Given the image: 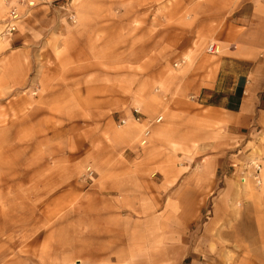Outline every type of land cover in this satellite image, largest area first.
Wrapping results in <instances>:
<instances>
[{
  "label": "crops",
  "instance_id": "obj_1",
  "mask_svg": "<svg viewBox=\"0 0 264 264\" xmlns=\"http://www.w3.org/2000/svg\"><path fill=\"white\" fill-rule=\"evenodd\" d=\"M6 1L0 0V246L16 247L19 261L27 259L21 248L32 244L52 262L216 263L218 256L202 247L189 250L187 215L201 213L209 199L214 213L234 198L264 199V0H188L194 12L179 16L155 14L169 0H73V24L51 13L52 0H40L29 12L20 8L25 14L10 36ZM213 42L221 51L207 54ZM183 59L170 73L169 65ZM139 67L150 87L142 116H162L146 146L139 143L144 123L121 117L129 121L118 128L114 121L122 111V71L137 76ZM126 97L139 98L137 90ZM157 102L165 107L160 114ZM176 102L192 112L171 110ZM172 117L198 119L199 136L208 133L210 145L220 140V154L158 156V136L168 140ZM177 146L186 150V139ZM251 159L262 165L259 188L240 180ZM89 164L96 176L83 185L78 175ZM123 211L142 217L124 232ZM175 213L181 233L171 240ZM39 214L57 215L43 240L33 233ZM74 214H81L76 228L85 237L76 245L68 232Z\"/></svg>",
  "mask_w": 264,
  "mask_h": 264
},
{
  "label": "rangeland",
  "instance_id": "obj_2",
  "mask_svg": "<svg viewBox=\"0 0 264 264\" xmlns=\"http://www.w3.org/2000/svg\"><path fill=\"white\" fill-rule=\"evenodd\" d=\"M73 0H52L48 3L50 7L51 13L59 14L65 16L68 23L73 24L77 22L76 13L72 11L71 3ZM169 6H157L155 14L165 15L167 14V10L174 11L172 14L175 16L187 15L189 13L194 12V6L188 3L186 0V5H177L178 0H169ZM235 1V0H232ZM175 3V4H173ZM235 6V4H234ZM184 11V13H183ZM3 13V11H2ZM183 13V14H182ZM74 16V20L70 18V16ZM2 14L0 15V20ZM1 24V22H0ZM124 29L127 26V21L123 24ZM0 25V30H1ZM124 33V32H123ZM129 33V30H128ZM0 39V54L2 53V46H1ZM210 44V43H209ZM208 46V45H207ZM206 46V48H207ZM205 48V50H206ZM207 53V52H206ZM209 54V53H207ZM0 55V61L1 59ZM175 63H171L169 65L170 73L176 72L181 66H174ZM156 73V71H155ZM146 70L144 68H138L137 76L135 72H130V70H123L122 71V92H123V101H122V111L121 115L115 118V126L120 128L119 121L121 117H128L129 120L132 121V109L133 107H140L141 111H143V104L147 101L145 93H149L148 85H146ZM151 74V72H150ZM138 93L137 102H134V97H126L131 95V91H136ZM155 90V88L153 89ZM155 93L156 91H150ZM135 93V92H134ZM128 94V95H127ZM131 98V99H130ZM189 101L193 100V97H187ZM130 99V101H129ZM3 103V102H2ZM0 103V111H1V104ZM159 106L158 114L162 112L163 109L160 107L161 103L157 102ZM186 103H188L186 101ZM136 105V106H133ZM171 110H183V111H191V107L187 106V104H180L179 102L171 104ZM149 115V114H148ZM146 115L144 118V124L146 125L149 123L148 121H152L155 117L153 115ZM127 120V123L128 121ZM168 123L170 126V135H168V140H163L159 135L158 141L155 147L157 150L155 153H158V156L163 155L164 157L171 156L173 158L176 154L180 153V151H184V155L189 157L198 158H208V156H215L216 154H220L221 149L224 147L219 142H215L214 139H211L213 144L210 145L209 135L202 134L200 131H196L198 128V119L193 118H182V117H172L168 118ZM166 121V122H167ZM135 123V122H134ZM138 124V123H137ZM157 124V123H154ZM152 124V126L154 125ZM208 132V131H207ZM152 134V133H151ZM151 137V136H150ZM186 137V138H185ZM165 138V135H164ZM181 139H186V150L183 149L181 146L178 147V142ZM197 140H202L200 143ZM196 142V143H195ZM140 143V142H139ZM147 145V144H146ZM144 145V146H146ZM141 146V145H140ZM192 153V155H189ZM182 155V154H181ZM189 155V156H188ZM196 155V156H195ZM186 169H191V167ZM96 176V172L91 164L85 166L78 175V181L83 183V185L90 184ZM30 182L25 183L26 185ZM44 184V183H43ZM257 187V186H256ZM259 188V187H258ZM230 199V198H229ZM228 199V200H229ZM226 204H222L219 206L217 213L213 212L212 208V201L209 199L205 202V206L202 208L201 213L187 215V218L191 216L193 220L188 222L189 229L186 230L185 240L188 241L191 245L189 246V250L193 251L194 254L198 251H194L193 248L196 246L202 247L203 251L208 255H216L218 256V260L216 263L213 264H264V199L259 198H250L249 200H241L239 198H234L229 200ZM229 205H231L229 207ZM57 215L52 214H39L37 215L38 223L40 222V229L35 230V234L42 236L40 237L41 240L45 239V235L50 232V227L52 224H56L53 218ZM77 219H72V224L74 230H68L69 234L73 233L72 243L76 245L77 243H81L85 240L82 232L80 229H77L78 225V218L81 217V214H74L71 215ZM83 216V215H82ZM122 229L123 232L125 228H128L132 225L134 226L133 222H136V219L139 220L141 215L131 214L128 211L122 212ZM47 218V219H45ZM156 218V217H155ZM179 215L177 213L171 214L168 224H169V232L171 233V240H177L178 233L180 234L181 231L178 230L180 226L178 225ZM50 219L53 220L50 223ZM59 221V220H58ZM79 221V220H78ZM80 222V221H79ZM165 222V220H164ZM218 222V225H217ZM227 223V224H226ZM187 225V226H188ZM38 232V233H37ZM65 232V231H64ZM125 236L124 233H122ZM181 237V235H179ZM176 238V239H174ZM211 240V244L209 241ZM5 249V250H4ZM0 246V251H5L6 254L4 256H0V264H82L80 262H52L45 260L43 255H40L41 246L39 245H27L26 247H22L20 253H24L21 257H26L25 261L16 260L15 258L18 257L17 249L14 246H5V248ZM190 252V251H188ZM34 253H38L36 256ZM36 258V259H35ZM42 258V259H41ZM6 259V260H4ZM190 262V259L187 261ZM93 264V263H89Z\"/></svg>",
  "mask_w": 264,
  "mask_h": 264
},
{
  "label": "built area",
  "instance_id": "obj_3",
  "mask_svg": "<svg viewBox=\"0 0 264 264\" xmlns=\"http://www.w3.org/2000/svg\"><path fill=\"white\" fill-rule=\"evenodd\" d=\"M40 0H10L6 1V12L4 17V34L7 36L12 35L14 32H16L19 21L23 18L25 13H22L20 8H24L26 11L29 12L30 9L35 7ZM70 18H74V16H70ZM74 20V19H73ZM207 53L209 54H218L221 51V48L216 43H210L208 44L206 48ZM185 63V60H181L178 63H175L174 66H181ZM132 121L136 123H143L144 118L142 116V112L140 107H133L132 109ZM162 121V116L159 115L152 121H148L143 130L140 134V145L144 146L149 142L150 136H151V126L154 123H160ZM127 124V119H121L119 121V126H124ZM241 176L240 180L242 182H245L246 179H251L252 182L255 184V186L260 187L262 185V165L257 159H251L249 160L241 170Z\"/></svg>",
  "mask_w": 264,
  "mask_h": 264
}]
</instances>
